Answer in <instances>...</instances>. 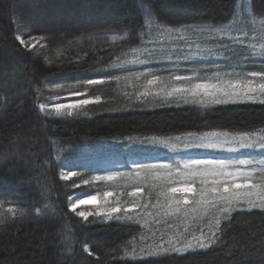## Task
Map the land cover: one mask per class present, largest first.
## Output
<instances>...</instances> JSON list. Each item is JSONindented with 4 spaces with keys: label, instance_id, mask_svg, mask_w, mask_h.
I'll use <instances>...</instances> for the list:
<instances>
[{
    "label": "trees",
    "instance_id": "16d2710c",
    "mask_svg": "<svg viewBox=\"0 0 264 264\" xmlns=\"http://www.w3.org/2000/svg\"><path fill=\"white\" fill-rule=\"evenodd\" d=\"M25 1L0 0V215L7 216L0 223V264H264L260 209L233 211L230 219H222L219 239L209 248L158 256L147 255L144 227L95 215L85 221L69 211V197L95 191L100 182L62 180L59 173L65 164L95 166L103 159L122 160L126 141L133 138L259 133L264 131V104L125 106V97L113 94L116 82L82 81L105 75L112 63L144 41V21L134 0H78L86 11L74 6L69 15L63 14L71 19L64 26L24 29L25 21L46 22L34 19L44 0H35L38 5L33 7ZM143 3L150 5L162 26L179 29L227 23L236 0ZM250 8L255 16H264V0H251ZM17 36L32 38L34 44L23 47ZM83 90L100 96L99 103L72 115L38 110L54 95ZM10 208L26 215H14ZM84 246L93 255L83 252Z\"/></svg>",
    "mask_w": 264,
    "mask_h": 264
},
{
    "label": "rangeland",
    "instance_id": "374dc122",
    "mask_svg": "<svg viewBox=\"0 0 264 264\" xmlns=\"http://www.w3.org/2000/svg\"><path fill=\"white\" fill-rule=\"evenodd\" d=\"M134 2L137 10H139L140 14L142 15V10L139 7L141 0H134ZM25 3L26 5H30L32 7L33 5H38L35 0L31 2L26 0ZM76 3L80 5V8ZM74 6L76 9L86 11V7L78 0H44L42 3H40V7H37V13L34 12V19L42 17V20L45 19L46 22L44 24H40V20L36 19L34 20V23L31 22L30 24L29 21H25L26 23L23 22L22 27L26 29V27L33 28L34 26L37 27L42 25L50 26L51 28L59 27L60 25L64 26V23H69L71 19H68V17L63 18V14L66 13L69 15ZM238 6L243 7L238 8ZM250 6L251 0H236L234 14L232 15L231 19L227 23L217 27L208 23H198L179 28L183 30L184 39L182 40L176 38L180 35L179 33L174 32L172 35L165 34L166 29L172 28H166L162 26L155 18L154 19L156 20L157 24L161 27H150L146 24L142 15L144 21V41L139 47L134 48L138 51L133 52L132 49L126 52L109 66L110 68L108 71H105V75L96 77L95 79H100L103 82H116L117 86L113 91V94L116 96V94L119 92L120 95L124 96V105H127L130 108L151 109L159 106L179 105L206 108L212 106L214 104L202 106L198 102H192L191 98L187 103L184 101H181L179 104L175 102L161 103L158 99H155L152 96L143 97L139 94L142 93L145 88H151L154 92L158 90L155 86L147 85V79L152 78V75H159L165 78L169 77V73L190 75L194 77V82H198L200 79L206 78V74L210 76L211 73L215 71L234 70L235 72H247L264 70V59L258 55L261 46L264 45V23H262V21H264V16L258 17L252 14ZM55 7H62V9L60 12L56 10H50ZM75 12L76 14L82 15L81 12L76 10ZM48 15H50L51 18H49ZM80 15H77V17L82 18ZM22 17L25 18V16ZM205 26L221 29L227 26V29L231 33V37L245 38L246 34V42L243 44L236 43L229 36H223V38H221L219 35L215 36L214 38L210 37L207 32L199 31L200 28ZM19 37L23 39L21 36ZM31 39L32 38H28L26 40L23 39V44H21L19 40V43L23 47H25L27 44H34L32 41H30ZM159 43L165 44L166 48L169 44L172 46L171 48H167V51L171 52L173 55L172 61L153 58L148 56L147 53L143 52L145 47L153 48L154 45ZM181 48L185 53L189 51L192 53H197L200 48H212L217 53V55L205 58L196 56L190 61L180 60L177 62L176 54L181 50ZM158 51L159 49H157V52ZM137 55L139 56V59L146 60L147 62L144 64L132 63L131 61H133V58ZM141 72H148L151 73V75L137 79L135 74ZM117 76L120 77L119 80L115 78ZM167 82L168 80L166 79L165 83ZM87 92L88 91L86 90L80 91L79 93L82 95L79 96L74 95V93L54 95L49 98V101L46 103L49 105V107L45 108L44 111H49L50 113L56 115L52 106L57 102H75L79 99H93L95 97H100L88 95ZM57 96L59 97V101L55 99ZM124 105L122 106L123 108ZM38 110L40 111L39 106ZM75 110L78 109H74L73 112ZM62 111H64L66 114L67 110ZM198 136L200 135L181 136V140L179 141L175 139L176 137L167 139L133 138L129 141H126L128 148L125 149L127 150L126 153H121V155H123L122 160H106L100 156V159H103V162L95 166H88L86 164L82 166L79 164H65V167L59 173L60 178L61 173L66 172L69 169L75 171L76 175L67 179L61 178L62 180H70L78 177L82 178V182L84 184H86L88 180L100 182V187L97 190L78 193L72 197L71 202H75L76 198L88 200L90 196H97V200L90 203L81 204L76 208L75 212H71L75 214L79 211L95 213L96 211L109 206L121 207V211L119 213H114L112 219H108L104 216L98 217H101L105 221H112L116 219V216H119V221L137 224L142 228L144 227L146 231L142 242L144 243L145 249L147 251L156 249L157 246L160 245L163 247H168L167 241L169 240H192L193 236L199 237L202 235V233L210 236V226L212 231L216 230L214 226V217L215 215H219V213L212 212L208 215H194L190 210L196 207V205L189 204L187 206L180 205L182 209L188 210L187 214L182 211L180 213L171 215H162L156 208L152 207V205L157 203L158 199L163 202V198L158 197L157 193L161 190H167L172 186L181 187L183 186L185 180L194 181L192 184L194 189L201 187L199 183V177H185L176 171L177 169L183 170V162L185 160L192 158H211L223 160H237L244 158L260 159L264 157V151L239 150L236 152H228L224 150L184 148V140ZM155 140H167L169 141L170 145L175 144L176 147L172 148L170 146L153 143ZM164 164L169 165L170 168L165 169L159 167L160 165ZM142 165H156L157 167L150 169L141 167ZM109 173H121L123 175L117 176L111 181L96 179L97 176H104ZM87 177L88 179H85ZM254 182L258 184L264 183V177L257 175L254 177ZM137 188L142 189V192L138 196L133 197L128 195L129 192L135 191ZM105 192L112 193V195L106 200L104 198ZM176 196L177 198L184 196L190 200L196 198L194 193H177ZM132 201H137L140 204V207L133 205ZM145 203L149 204V207L146 209L143 208V204ZM124 208H129L130 211L125 212L123 210ZM244 210H248V206L246 204L238 206L234 211ZM147 213H152V215H146ZM79 218L84 220L82 217ZM193 243H195V241H193ZM177 246L180 245L178 244ZM196 249L199 248L197 247ZM161 254L163 255L164 253Z\"/></svg>",
    "mask_w": 264,
    "mask_h": 264
},
{
    "label": "snow or ice",
    "instance_id": "6c2138e0",
    "mask_svg": "<svg viewBox=\"0 0 264 264\" xmlns=\"http://www.w3.org/2000/svg\"><path fill=\"white\" fill-rule=\"evenodd\" d=\"M139 7L142 10V15L147 25L150 27H161L154 19L149 4H145L143 3V0H141ZM239 7L243 6H238V8ZM262 23H264V21H262ZM199 31L207 32L209 36L213 38L217 35L221 38H223V36H229L236 43L243 44L246 42V34L245 38L231 37V33L227 29V26L223 29L205 26L200 28ZM174 32L180 34L176 37L177 39H184L182 29L165 30V34L167 35H172ZM17 39L20 40L21 44L24 43V40L19 36H17ZM171 47L170 44L167 45V48ZM167 48L165 44L159 43L154 45L153 48L145 47L143 52L153 58L172 61L173 55L171 52L167 51ZM157 49H159L158 52ZM137 51V49H133V52ZM216 55L217 53L212 48H200L197 53H192L190 51L185 53L181 48L176 54V61H190L196 56L205 58ZM258 55L264 59V45L261 46ZM131 62L144 64L147 61L139 59V56L137 55ZM149 75H151V73L148 72L135 74L137 79ZM115 78L117 80L120 79L119 76ZM166 79L168 80L167 83H165ZM82 82L87 85L103 83L102 80L95 78H89ZM54 83L57 88L63 87V84L60 82ZM147 85L155 86L158 90L154 92L151 88H145V90L139 95L143 97L152 96L155 99H158L161 103L175 102L179 104L181 101L187 103L191 98L192 102H198L202 106L257 101L264 104V70L247 72H235L234 70L215 71L212 72L210 76L206 74V78L200 79L198 82H194V77L190 75L169 73L168 78L159 75H152V78L147 79ZM74 95L79 96L82 94L77 92L74 93ZM55 99L59 101L58 96ZM99 101L100 97H95L93 99L84 98L75 102H57L52 107L57 116L65 114L62 110H67L66 114L72 115L74 109H79L93 103H99ZM47 107H49L48 104H39L40 111H44ZM189 136H191V134H189ZM175 139L178 141L181 140L180 137H176ZM153 143L170 146L172 148L176 147L175 144L170 145L167 140H155ZM183 143L185 149L224 150L228 152H236L239 150L264 151V131L259 134L256 132H244L236 135H231L228 132H206L198 137L184 140ZM141 167L151 169L156 168L157 166L142 165ZM159 167L165 169L170 168L167 164L160 165ZM176 171L185 177H199L201 187L194 189L192 186L194 181L185 180L181 187L172 186L167 190L159 191L157 196L163 198V202L158 199L157 203L152 205V207L156 208L162 215H171L182 211L187 214L188 210L182 209L180 205L187 206L189 204H194L196 207L190 210L194 215H208L212 212L219 213V215H215L214 217V226L216 230L212 231L210 226V236L202 233L199 237L193 236L192 240H169L167 241L168 247H163L162 245L157 246L156 249L147 253L149 256H158L161 253L167 254L170 252L182 254L186 253L188 250H195L197 247L200 249L209 248L219 239L218 232L221 230V219H230L231 213L242 204H246L248 210L256 208L264 211V183L258 184L254 182L255 176L259 175L264 177V157L260 159L244 158L237 160L192 158L183 162V170L177 169ZM74 175H76V172L69 169L66 172L61 173V178L67 179ZM122 175L123 174L121 173H109L104 176H97L96 179L111 181L117 176ZM141 192L142 189L137 188L135 191L129 192L128 195L135 197ZM177 193H194L196 198L192 200L184 196L177 198ZM111 195V192H105V200ZM97 198V196H90L88 200L76 198L75 202H71L72 197H69V210L75 212L79 205L90 203L97 200ZM132 203L136 207H140V204L137 201H132ZM148 207V203L143 204V208L146 209ZM123 210L125 212L130 211L129 208H124ZM8 211L21 217L26 215V212L17 211L14 208H10ZM120 211L121 207L119 206H109L96 211L95 213L79 211L76 212V215L82 217L85 221H87L88 217L92 215L104 216L108 219H112L113 214L119 213ZM146 215H152V213H147ZM115 218L120 219L119 216H116ZM6 220L7 216L0 215V223L5 222ZM193 241H195V243H193ZM178 244L180 246H177ZM82 250L89 256L93 255L91 248L88 246H84ZM141 251L143 252V249H141ZM133 255H135V253H133Z\"/></svg>",
    "mask_w": 264,
    "mask_h": 264
},
{
    "label": "bare ground",
    "instance_id": "6f19581e",
    "mask_svg": "<svg viewBox=\"0 0 264 264\" xmlns=\"http://www.w3.org/2000/svg\"><path fill=\"white\" fill-rule=\"evenodd\" d=\"M209 24V23H208ZM220 26V25H219Z\"/></svg>",
    "mask_w": 264,
    "mask_h": 264
}]
</instances>
